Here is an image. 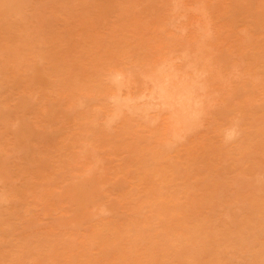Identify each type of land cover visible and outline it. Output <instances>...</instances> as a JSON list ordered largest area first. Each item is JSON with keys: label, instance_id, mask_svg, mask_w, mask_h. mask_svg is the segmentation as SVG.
<instances>
[{"label": "rangeland", "instance_id": "1", "mask_svg": "<svg viewBox=\"0 0 264 264\" xmlns=\"http://www.w3.org/2000/svg\"><path fill=\"white\" fill-rule=\"evenodd\" d=\"M0 264H264V0H0Z\"/></svg>", "mask_w": 264, "mask_h": 264}]
</instances>
